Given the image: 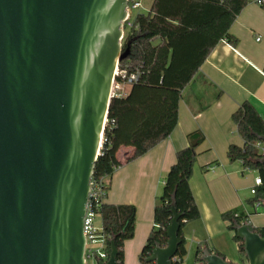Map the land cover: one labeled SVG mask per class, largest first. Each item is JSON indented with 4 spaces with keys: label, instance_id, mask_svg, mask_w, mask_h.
I'll use <instances>...</instances> for the list:
<instances>
[{
    "label": "water",
    "instance_id": "1",
    "mask_svg": "<svg viewBox=\"0 0 264 264\" xmlns=\"http://www.w3.org/2000/svg\"><path fill=\"white\" fill-rule=\"evenodd\" d=\"M127 7L128 0H0V264H85L91 181L115 72L129 55ZM171 214L167 244L146 264H175L174 201ZM233 229L246 264H264L257 229ZM117 257L111 240L109 260L99 264ZM197 263L233 264L209 249L197 251Z\"/></svg>",
    "mask_w": 264,
    "mask_h": 264
},
{
    "label": "trees",
    "instance_id": "2",
    "mask_svg": "<svg viewBox=\"0 0 264 264\" xmlns=\"http://www.w3.org/2000/svg\"><path fill=\"white\" fill-rule=\"evenodd\" d=\"M251 1L152 0L148 11L136 16L139 30L131 31L123 39V52L129 49V55L120 61L119 67L127 68L129 72L140 68L141 77L127 97L113 98L110 102L104 143L93 175L94 180L107 184V192L113 174L121 167L117 158L121 147L134 149L130 162L147 154L173 133L179 120L181 91L193 80L219 43L236 45L231 27ZM261 2L264 8V0ZM232 120L244 144L242 147L230 145L228 158L231 162H241L245 169L258 172L262 185L251 203L255 206L261 202L264 206V163L259 149L260 138L264 137V119L252 104L245 102L233 114ZM187 140V147L177 153V161L167 173L162 194L156 200L155 227L141 252L142 264H146L145 259L151 256L157 244L162 247L167 244L173 201L181 217V244L176 256L179 262L175 264H183L182 260L187 255L184 228L200 218L190 180L199 155L197 149L205 137L200 131H195L187 136ZM105 199L97 207V212L102 220L107 252L110 253V241L114 240L118 250L117 263L124 264L125 243L135 236L136 208L132 205H110L105 203ZM248 218L242 210L223 215L244 257L243 242L233 227L235 223H248ZM256 229L264 237V228ZM203 249L202 246L198 248V257Z\"/></svg>",
    "mask_w": 264,
    "mask_h": 264
},
{
    "label": "crops",
    "instance_id": "3",
    "mask_svg": "<svg viewBox=\"0 0 264 264\" xmlns=\"http://www.w3.org/2000/svg\"><path fill=\"white\" fill-rule=\"evenodd\" d=\"M258 1L252 0L231 27L236 45L219 43L181 91L179 120L173 133L130 162L134 149L118 150L121 167L109 182L105 203L136 208L135 236L125 243L124 264H142L141 252L155 227L156 200L177 153L187 147V136L195 131L205 137L197 149L190 180L200 218L184 228L187 255L182 262L199 264L197 251L202 246L230 263L246 264L223 215L242 210L255 228H264V210L258 209L264 206L251 203V188L258 172L228 158L230 145L244 144L232 120L238 108L249 102L264 119V8Z\"/></svg>",
    "mask_w": 264,
    "mask_h": 264
},
{
    "label": "built area",
    "instance_id": "4",
    "mask_svg": "<svg viewBox=\"0 0 264 264\" xmlns=\"http://www.w3.org/2000/svg\"><path fill=\"white\" fill-rule=\"evenodd\" d=\"M261 0L258 4H261ZM127 18L123 24V39L131 31L139 30V25L135 23L136 17L134 13L143 9L142 0H128ZM138 15V14H137ZM122 39V41H123ZM141 77V69L138 68L135 72H129L127 68H120L117 66L115 77L112 84L111 98H125L128 96L130 89L136 84ZM102 146L104 138L102 137ZM262 159H264V142L259 144ZM107 185V184H106ZM105 184L101 181H91V192L86 208V215L84 218V236L86 238V251H85V264H99L100 262L106 263L109 260L107 252L106 238L103 235L102 220L97 212V207L104 202L107 190ZM262 185L260 177L255 179L254 185L251 188V195L256 196L258 188ZM261 202L257 203V207H261ZM98 220V223H97ZM175 263L179 262L177 258L174 259Z\"/></svg>",
    "mask_w": 264,
    "mask_h": 264
},
{
    "label": "rangeland",
    "instance_id": "5",
    "mask_svg": "<svg viewBox=\"0 0 264 264\" xmlns=\"http://www.w3.org/2000/svg\"><path fill=\"white\" fill-rule=\"evenodd\" d=\"M151 4H152V0H142L143 9L135 12L134 17H136L137 14H139V13H146ZM258 209H260V211L264 210V208H258ZM97 223H98V220H97ZM89 264H91V263L89 262Z\"/></svg>",
    "mask_w": 264,
    "mask_h": 264
}]
</instances>
